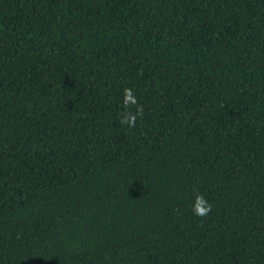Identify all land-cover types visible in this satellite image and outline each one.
<instances>
[{
  "label": "trees",
  "instance_id": "trees-1",
  "mask_svg": "<svg viewBox=\"0 0 264 264\" xmlns=\"http://www.w3.org/2000/svg\"><path fill=\"white\" fill-rule=\"evenodd\" d=\"M0 264H264V0H0Z\"/></svg>",
  "mask_w": 264,
  "mask_h": 264
},
{
  "label": "clouds",
  "instance_id": "clouds-1",
  "mask_svg": "<svg viewBox=\"0 0 264 264\" xmlns=\"http://www.w3.org/2000/svg\"><path fill=\"white\" fill-rule=\"evenodd\" d=\"M124 92H125V104L126 105H130V104L134 105L137 103L131 89H125ZM138 115H142V111L140 108H137L136 114L129 113L125 115V117L122 119L121 122L128 124L131 127H135L136 118ZM195 200L196 202L193 207L194 215L198 217H204L211 212L212 205L206 200L203 194H198Z\"/></svg>",
  "mask_w": 264,
  "mask_h": 264
}]
</instances>
